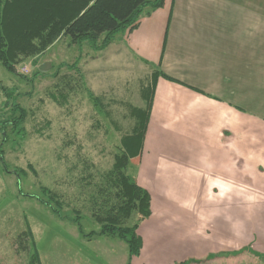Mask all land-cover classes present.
Wrapping results in <instances>:
<instances>
[{"label":"crops","instance_id":"crops-1","mask_svg":"<svg viewBox=\"0 0 264 264\" xmlns=\"http://www.w3.org/2000/svg\"><path fill=\"white\" fill-rule=\"evenodd\" d=\"M126 42L175 80L156 83L140 168L162 260L264 252V0H167Z\"/></svg>","mask_w":264,"mask_h":264},{"label":"rangeland","instance_id":"rangeland-1","mask_svg":"<svg viewBox=\"0 0 264 264\" xmlns=\"http://www.w3.org/2000/svg\"><path fill=\"white\" fill-rule=\"evenodd\" d=\"M158 9L148 7L147 12ZM127 39L128 31L120 32L106 49L94 50L88 42L71 44L64 37L43 54L23 57L15 73L0 63V125L11 114L6 91H13V102L27 110L21 134L11 124L6 136L0 134V264H31L29 230L40 264H168L159 247L165 231L158 235L155 226L143 228L148 218L134 213L127 222L138 226L142 249L146 239L152 242L147 243L145 257L141 249L132 258L123 240L100 233L103 224L97 220L106 198L113 197L102 187L123 138L136 126L134 110H146L158 78L169 77L156 62L147 60L146 72L143 63L129 59ZM46 63L51 67L42 71ZM145 137L146 132L142 154L132 159L127 173L148 190L140 179ZM149 145L147 155L153 148ZM54 193L63 203L61 214ZM172 232L173 239L175 232L180 233L174 227ZM253 243L171 264H225L226 259L229 264H264V252L253 249ZM244 253L239 262L236 257Z\"/></svg>","mask_w":264,"mask_h":264},{"label":"trees","instance_id":"trees-1","mask_svg":"<svg viewBox=\"0 0 264 264\" xmlns=\"http://www.w3.org/2000/svg\"><path fill=\"white\" fill-rule=\"evenodd\" d=\"M164 4L165 0H0V63L15 73L17 63L23 57L43 54L64 37L70 38L71 44L88 42L94 50L106 49L117 33L133 32L138 28L142 15L145 12L151 14L152 10L147 12L148 7L155 10ZM155 86L156 83L147 109L134 110L136 126L130 135L123 138L113 169L108 173L106 187H102L103 192L113 197L106 198L105 210L97 215L98 222L103 224L100 233L123 240L128 245L131 258L140 255L143 242L137 233L138 226H129L127 222L134 213L149 218L152 206L151 194L127 173V168L132 159L142 154ZM5 94L8 101L12 100L11 105L6 103L11 114L9 119H4V126L0 125V134L6 136L8 124L21 134L27 110L13 102V91L8 90ZM94 100L99 101L97 97ZM54 194L59 206L56 210L61 214L63 203ZM28 232L33 249L30 250L31 264H40L36 242L30 230ZM182 263L185 262L179 264Z\"/></svg>","mask_w":264,"mask_h":264},{"label":"water","instance_id":"water-1","mask_svg":"<svg viewBox=\"0 0 264 264\" xmlns=\"http://www.w3.org/2000/svg\"><path fill=\"white\" fill-rule=\"evenodd\" d=\"M50 67H51V64L46 63V64L42 65V66L40 67V69H41L42 71H46V70H48Z\"/></svg>","mask_w":264,"mask_h":264}]
</instances>
